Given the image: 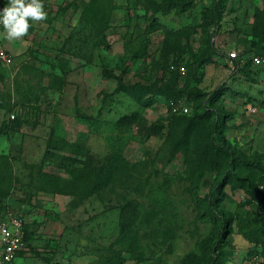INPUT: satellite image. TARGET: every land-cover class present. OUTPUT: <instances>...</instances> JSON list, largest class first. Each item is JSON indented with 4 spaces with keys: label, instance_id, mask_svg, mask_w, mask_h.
<instances>
[{
    "label": "rangeland",
    "instance_id": "374dc122",
    "mask_svg": "<svg viewBox=\"0 0 264 264\" xmlns=\"http://www.w3.org/2000/svg\"><path fill=\"white\" fill-rule=\"evenodd\" d=\"M44 10L19 39L0 24V47L13 55L0 62V158L13 170L0 220L10 207L27 226L12 264H264V171L236 160L209 211L197 199L221 172L195 146L214 127L241 160L264 165L261 69L227 58H264V0H50ZM213 41L224 55L211 54ZM120 84L169 86L189 112L166 96L140 103ZM136 112L147 133L119 123ZM64 156L119 169L92 194L42 189V171L72 180Z\"/></svg>",
    "mask_w": 264,
    "mask_h": 264
},
{
    "label": "trees",
    "instance_id": "16d2710c",
    "mask_svg": "<svg viewBox=\"0 0 264 264\" xmlns=\"http://www.w3.org/2000/svg\"><path fill=\"white\" fill-rule=\"evenodd\" d=\"M210 52L211 54H221L224 55V53H221L218 48L215 45V42L210 43ZM243 55H246L244 53ZM211 60V57L208 56L204 59L205 63H209ZM251 63L250 61H248ZM173 64V63H171ZM169 64V66L171 65ZM174 65H178L175 64ZM175 72L177 74L181 73L178 70L171 71ZM186 73V72H185ZM120 90L123 92L129 94L132 96L136 101L143 103V104H151L152 103V97L154 96H166V105L171 108L172 102L177 100L178 93L171 89L169 86H165L163 89L159 90L156 86H145V85H123L120 84ZM119 123L122 126H130L134 125L137 127L139 131L142 133H147L149 128L147 127V124L145 123L144 118H142L137 112L130 115V116H124L120 119ZM207 135L204 136L200 141L195 142L196 146V153L199 157H206L210 163L209 166L213 169H217L221 172V178L217 182L216 185L211 186L209 193L204 197L200 198L198 197L197 201L204 204L209 208V211H216L217 210V204L215 203L217 201L216 195L217 191L220 187L224 185V183L227 181L228 177L231 175V169L230 167L234 164L236 160L244 162L247 165L253 166L260 171H264V165H262L258 161H244L241 160L239 156H237L233 151H231L228 147H226L224 144H222L219 140L216 138V131L214 127H212ZM74 154L85 157L84 153L80 148H77L74 150ZM55 157H58L55 154H52ZM223 156L225 159L224 166L222 167L218 163V159ZM61 160L64 162V165L66 166H72L73 168V178L70 181L65 180L62 177H59L56 173L52 171H42L40 176V183L41 187L44 190H50L54 191L55 193L60 194H77L79 193H87L92 194L96 191H99L101 189L107 188L108 184L110 182H113L114 175L117 174L118 171V165L119 163L112 159L107 164H101L100 166H95L93 163L89 160V157L87 158H76L73 156H64L61 157ZM207 164V161H206ZM13 174L12 168L7 163L6 159L4 157L0 158V198L6 199L8 197V190L6 191V188L4 187L5 184H7ZM126 204V203H125ZM121 214L123 217H126L128 219V222L135 221L137 219V211L132 210L129 205H125L122 207ZM219 215H223L222 212L218 213ZM217 214V215H218ZM8 215H17L22 217V213L19 211H16L15 209L8 208V211L6 215L3 217L5 218ZM225 222V221H224ZM228 223H224V229L227 228ZM26 223L24 221V241L26 243ZM124 228H127V225L124 224ZM257 244H260L264 249V233L259 232L257 237ZM27 245V243H26ZM22 253V251L18 254V256ZM219 260H214L213 264H217Z\"/></svg>",
    "mask_w": 264,
    "mask_h": 264
},
{
    "label": "built area",
    "instance_id": "2783aa9c",
    "mask_svg": "<svg viewBox=\"0 0 264 264\" xmlns=\"http://www.w3.org/2000/svg\"><path fill=\"white\" fill-rule=\"evenodd\" d=\"M50 0H43L44 7ZM27 2V0H26ZM227 58L237 61L239 65H244L248 61L254 68L261 69L264 77V58L255 54H240L236 50L227 53ZM0 62L3 65H10L13 62V56L8 50L0 47ZM171 71L178 70L185 74V67L171 64ZM171 108L174 112L188 113V107L183 102H173ZM26 248L24 241V219L21 216L8 215L0 220V264H12L18 254Z\"/></svg>",
    "mask_w": 264,
    "mask_h": 264
},
{
    "label": "clouds",
    "instance_id": "9594fccd",
    "mask_svg": "<svg viewBox=\"0 0 264 264\" xmlns=\"http://www.w3.org/2000/svg\"><path fill=\"white\" fill-rule=\"evenodd\" d=\"M47 18L43 0H9L0 11V24L6 32V38L15 40L29 32V21L43 22Z\"/></svg>",
    "mask_w": 264,
    "mask_h": 264
},
{
    "label": "crops",
    "instance_id": "0c3cea01",
    "mask_svg": "<svg viewBox=\"0 0 264 264\" xmlns=\"http://www.w3.org/2000/svg\"><path fill=\"white\" fill-rule=\"evenodd\" d=\"M6 50H7V49H6ZM8 51H9V50H8ZM9 52H10V51H9ZM10 54H11V52H10ZM11 55H12V54H11ZM12 56H13V55H12ZM231 60H232V59H231ZM261 75H262V78H264V77H263V74H262V71H261Z\"/></svg>",
    "mask_w": 264,
    "mask_h": 264
}]
</instances>
